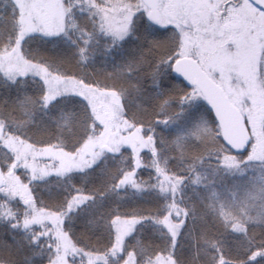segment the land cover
<instances>
[{
	"label": "snow or ice",
	"instance_id": "obj_1",
	"mask_svg": "<svg viewBox=\"0 0 264 264\" xmlns=\"http://www.w3.org/2000/svg\"><path fill=\"white\" fill-rule=\"evenodd\" d=\"M0 264H264V0H0Z\"/></svg>",
	"mask_w": 264,
	"mask_h": 264
}]
</instances>
